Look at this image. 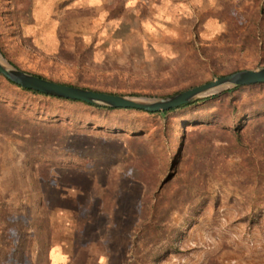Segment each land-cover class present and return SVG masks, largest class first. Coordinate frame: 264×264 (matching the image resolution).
<instances>
[{"label":"rangeland","instance_id":"374dc122","mask_svg":"<svg viewBox=\"0 0 264 264\" xmlns=\"http://www.w3.org/2000/svg\"><path fill=\"white\" fill-rule=\"evenodd\" d=\"M262 8L264 0H0V54L53 80L162 98L264 68V48L244 39ZM238 99L240 119L264 89ZM0 105L20 123L56 128L35 168L20 132L0 135V264H264V178L258 186L244 158L212 147L198 156L192 145L170 166L183 129L195 138L204 127L33 96L1 77ZM210 137L218 147L220 135ZM189 172L206 176L203 189L185 187ZM166 179L189 195L158 220L165 234L145 241L143 197Z\"/></svg>","mask_w":264,"mask_h":264},{"label":"trees","instance_id":"16d2710c","mask_svg":"<svg viewBox=\"0 0 264 264\" xmlns=\"http://www.w3.org/2000/svg\"><path fill=\"white\" fill-rule=\"evenodd\" d=\"M244 39L246 41L251 42V44H255V46L260 45V48H264V9H260L255 17L252 18V22L246 28L244 32ZM11 64V63H10ZM18 70L23 72L32 74L42 79H46L58 84H63L67 86L79 87L83 89H88L91 91L120 95L116 93H108L97 89L88 88L86 86H82L80 84H68L65 82H61L58 80H53L51 78H46L40 74L32 73L26 70H23L14 64H11ZM241 70H233L229 73L221 74L215 76L217 78L224 77L235 72ZM0 77L10 86L20 90L23 93L30 94L33 96L49 98L56 101L73 103V104H81L86 107H90L96 110L102 111H114L118 109H110L98 106H92L85 103L70 101L61 98H55L51 96H46L34 91L22 89L19 86L9 82L4 77L0 75ZM213 79V78H211ZM211 79H209L211 81ZM209 82V81H208ZM201 83H194L186 88L179 89L170 93L169 95H165L162 97L170 96L187 89L199 86ZM202 85V84H201ZM264 89V84H256V85H248L243 87H236L230 90L223 91L216 95L206 97L194 102H191L186 105H182L177 108L169 109L167 111H161L156 113H147L144 111L132 110L137 114H144L151 117H158L161 121L166 122L172 116H179L183 120L181 121L184 124H187L186 127H204V130H200L190 136L191 133L187 132L183 129V132L180 134V147H182L180 153L170 159V166H176L179 161V157H183V154L187 151V148L192 145L196 148V152L199 156V150L203 148L212 147L218 155L228 156H237V158H244L252 167H253V175L256 180V184L258 186L261 183V180L264 178V101L260 103H250L246 105V112L242 114V117L239 119L240 112H237V102L239 101L238 96L242 93L248 94H258ZM0 135H9L13 132H17L21 134V139L24 143L26 149V158L28 159L29 165L31 168H35V166L42 167L41 159L47 158L48 156L46 152H49L50 155V137H54V133L56 132V128H50L49 126L41 127L36 123H20L18 117L17 119L14 116L9 114V109L0 105ZM245 107V106H244ZM211 108H225L224 117L215 116L211 113L212 120H209L208 116L197 117L193 116L192 113L197 111H206ZM249 109L250 111H247ZM126 110V109H124ZM233 111V112H232ZM22 124V125H21ZM24 124V125H23ZM183 127V126H182ZM183 127V128H186ZM217 133L220 135L219 137V146L215 147L213 141L211 142L210 135L212 133ZM213 139V137H212ZM244 141H248L249 144H245ZM209 150V149H207ZM219 157H215L214 155L209 158L210 164H217ZM37 168V167H36ZM190 173V172H189ZM181 173V179L185 181L184 185L188 189L190 185H193L194 182H198L196 185L200 186L201 189L206 185V182L203 174H190ZM175 175L170 176V179H173ZM193 178L195 180H193ZM201 181V183H199ZM171 180L163 181L161 185L166 184L165 188H161L160 186L153 192V198H148L147 195L143 197V201L140 209V232L142 234V239L145 241H149L150 238H154L156 234H165L163 227L159 226V219L161 217H166L170 214L171 211L176 210V204H181V198L187 197L189 192H184L185 187L180 183V181L172 183ZM176 183V186L173 191L170 189L173 188V185ZM197 194V193H196ZM167 202V203H165Z\"/></svg>","mask_w":264,"mask_h":264},{"label":"water","instance_id":"95a60500","mask_svg":"<svg viewBox=\"0 0 264 264\" xmlns=\"http://www.w3.org/2000/svg\"><path fill=\"white\" fill-rule=\"evenodd\" d=\"M2 59L5 63L0 60V75L22 89L92 106L138 110L147 113L167 111L236 87L264 84V68H259L241 70L162 98H134L58 84L18 70L3 57Z\"/></svg>","mask_w":264,"mask_h":264},{"label":"bare ground","instance_id":"6f19581e","mask_svg":"<svg viewBox=\"0 0 264 264\" xmlns=\"http://www.w3.org/2000/svg\"><path fill=\"white\" fill-rule=\"evenodd\" d=\"M0 60H1V62H4L5 63V61L2 59L1 55H0Z\"/></svg>","mask_w":264,"mask_h":264}]
</instances>
